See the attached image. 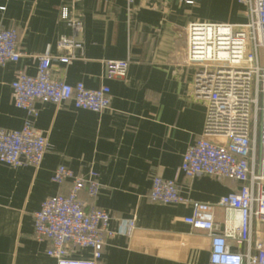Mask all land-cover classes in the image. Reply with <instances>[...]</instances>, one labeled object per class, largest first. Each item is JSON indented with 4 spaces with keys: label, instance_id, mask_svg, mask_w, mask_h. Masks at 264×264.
<instances>
[{
    "label": "crops",
    "instance_id": "crops-1",
    "mask_svg": "<svg viewBox=\"0 0 264 264\" xmlns=\"http://www.w3.org/2000/svg\"><path fill=\"white\" fill-rule=\"evenodd\" d=\"M84 24L81 57L55 61L51 77L88 89L108 86L110 108L102 113L38 102L35 127L48 138L42 165L10 167L0 162V264H57L50 242L36 240L34 214L53 196L68 195L72 183L52 181L60 166L77 176L100 174L96 199L81 194L89 210L111 214L112 229L134 220L131 237L107 239L99 264H210L207 232L184 222L190 204L163 205L150 200L155 176L176 180L191 201L218 204L240 189L233 180L187 178L183 156L203 135L207 104L197 101V68L186 63L187 28L193 23L245 24L247 8L238 0H0V29L19 33L16 63L0 66V129L20 130L27 118L15 107L12 83L19 72L38 73L39 56L50 47L55 57L62 36L73 31L63 12ZM130 60L123 78L106 77L108 61ZM226 212L215 210L223 227ZM264 241V224L255 225ZM234 251L243 248L233 246ZM73 256L91 259V249Z\"/></svg>",
    "mask_w": 264,
    "mask_h": 264
},
{
    "label": "built area",
    "instance_id": "built-area-1",
    "mask_svg": "<svg viewBox=\"0 0 264 264\" xmlns=\"http://www.w3.org/2000/svg\"><path fill=\"white\" fill-rule=\"evenodd\" d=\"M131 4L132 0H128ZM247 11L245 24L193 23L187 28L186 63L197 68L193 94L207 104L203 135L183 156L180 172L187 178L210 176L233 180L240 189L223 197L218 204L191 201L176 180L155 176L150 200L163 205L190 204L192 213L184 222L207 232L211 240L210 264H264V241L256 236L255 225L264 224V0H238ZM63 18L73 31L62 36L57 48L64 55L55 57L50 47L39 56L38 73H18L12 83L13 101L27 118L20 130L0 129V162L10 167L38 169L49 148L48 138L35 127L38 102L102 113L110 108L111 89H88L83 83L69 85L51 77L55 61L67 65L81 57V20L65 10ZM23 56L19 33L0 29V66L16 63ZM106 77L126 76L130 60L108 61ZM52 181L72 183L68 195L46 199L34 214L36 240L48 241V256L57 264H99L107 239L131 237L134 220L112 229L113 217L103 209H87L85 193L96 199L101 193L100 174L90 171L77 176L66 166L55 171ZM226 212L223 227L215 220V210ZM233 246L243 248L234 251ZM91 249V259L73 256L75 250Z\"/></svg>",
    "mask_w": 264,
    "mask_h": 264
},
{
    "label": "rangeland",
    "instance_id": "rangeland-1",
    "mask_svg": "<svg viewBox=\"0 0 264 264\" xmlns=\"http://www.w3.org/2000/svg\"><path fill=\"white\" fill-rule=\"evenodd\" d=\"M261 57H262V64L264 66V50L261 52Z\"/></svg>",
    "mask_w": 264,
    "mask_h": 264
}]
</instances>
